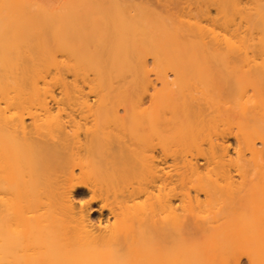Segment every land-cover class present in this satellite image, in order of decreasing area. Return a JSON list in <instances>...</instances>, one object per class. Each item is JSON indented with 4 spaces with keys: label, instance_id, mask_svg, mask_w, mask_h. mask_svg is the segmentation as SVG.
Instances as JSON below:
<instances>
[{
    "label": "bare ground",
    "instance_id": "6f19581e",
    "mask_svg": "<svg viewBox=\"0 0 264 264\" xmlns=\"http://www.w3.org/2000/svg\"><path fill=\"white\" fill-rule=\"evenodd\" d=\"M243 261L264 0H0V264Z\"/></svg>",
    "mask_w": 264,
    "mask_h": 264
},
{
    "label": "rangeland",
    "instance_id": "374dc122",
    "mask_svg": "<svg viewBox=\"0 0 264 264\" xmlns=\"http://www.w3.org/2000/svg\"><path fill=\"white\" fill-rule=\"evenodd\" d=\"M33 1H35L39 4L47 5L51 10H56V9H60L63 6H65L66 3L69 2L70 0H33ZM96 214L97 213H95L94 217H98V215H96ZM246 263H247L246 261H243L242 264H246Z\"/></svg>",
    "mask_w": 264,
    "mask_h": 264
}]
</instances>
